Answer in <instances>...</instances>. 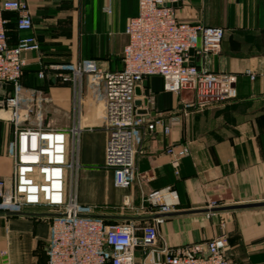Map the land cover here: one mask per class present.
I'll return each mask as SVG.
<instances>
[{
	"label": "crops",
	"instance_id": "0c3cea01",
	"mask_svg": "<svg viewBox=\"0 0 264 264\" xmlns=\"http://www.w3.org/2000/svg\"><path fill=\"white\" fill-rule=\"evenodd\" d=\"M26 1L33 16L31 33L19 32L16 15L5 13L11 46L28 34L40 44V52L24 54L22 107L24 114L32 110L25 125L50 126L69 134L74 128L81 129L75 183L80 204L97 206L95 216L133 217L149 223L155 215L134 211L141 205L142 192L164 191L167 202L176 205L173 213L264 202V0H183L178 7L182 22L225 30L221 51L205 59L196 57L195 64L234 75L238 97L199 110L186 106L193 95L168 93L161 77L149 78L136 99L144 101L148 94L149 105L138 107V113L162 116L171 132L166 135L160 129L144 142L137 157L138 169L154 180L144 183L142 189L136 185L116 187L113 170L106 168L104 83L85 77L81 87L75 88L62 83L59 72L52 68L89 59L107 71H121L129 41L126 28L138 15V0ZM249 70L256 76L254 81L247 74ZM40 72L45 74L43 79ZM28 99L32 106H24ZM174 117L179 121H172ZM5 123L12 141L14 126L1 110L0 178L13 174L9 142L3 137ZM169 146H188L190 150L178 168L166 152ZM126 202L130 209L124 208ZM24 213L32 216L0 215V264H47L54 214L41 207ZM164 218L159 232L172 247L204 244L226 233L230 260L264 264V208Z\"/></svg>",
	"mask_w": 264,
	"mask_h": 264
},
{
	"label": "built area",
	"instance_id": "2783aa9c",
	"mask_svg": "<svg viewBox=\"0 0 264 264\" xmlns=\"http://www.w3.org/2000/svg\"><path fill=\"white\" fill-rule=\"evenodd\" d=\"M183 0H138L139 12L126 28L128 44L123 51V69L110 72L97 61L82 60L52 67L62 83L75 88L85 77L105 85L107 163L114 172L115 186L129 189L150 183L154 177L138 169L137 157L146 139L160 129L168 135L171 127L162 116L151 118L138 113L137 90L149 78L164 80V90L177 96L193 95L186 106L203 110L237 99L236 77L212 72L195 64L221 51L225 30L182 22L177 9ZM111 13L110 8L106 9ZM16 15V29L31 33L33 16L26 0H5L0 6V83L13 85L4 98L8 121L14 126V138L8 145L13 159V174L0 178V211L24 212L46 208L54 215L50 223L47 264H235L226 251L228 235L221 234L206 243L170 246L159 232L165 218L151 222L107 221L94 218L99 208L78 202L74 181L78 178V142L80 128L70 131L26 126L32 110L22 107L21 80L26 62L24 54L40 52L35 36L28 34L11 46L9 20ZM247 74L256 79L253 71ZM44 72L39 73L43 79ZM172 121H179L177 117ZM167 154L174 165L190 155L188 146H169ZM170 191V189H168ZM162 190L142 192V202L134 211L151 215L173 213ZM131 204L126 202L125 209ZM214 213H209V216ZM36 264V263H33Z\"/></svg>",
	"mask_w": 264,
	"mask_h": 264
},
{
	"label": "water",
	"instance_id": "95a60500",
	"mask_svg": "<svg viewBox=\"0 0 264 264\" xmlns=\"http://www.w3.org/2000/svg\"><path fill=\"white\" fill-rule=\"evenodd\" d=\"M14 89L13 85H4L0 83V109L4 107L3 101L4 98L7 96L9 91ZM137 95L140 96V88L137 90ZM148 106L149 105V98L148 94H146L144 101L136 102L137 107H141L142 105ZM264 208V202H257V203H248L242 205H233L227 207H220L215 209H206V210H197V211H187V212H177V213H170L166 215H156L154 218L158 217H168V216H181V215H189V214H197V213H218V212H230V211H238V210H248V209H260ZM0 215L10 216V217H17V216H32V214H27L24 212H3L0 211ZM56 215H53L55 217ZM94 218H99L107 221H139V218L133 217H118V216H94Z\"/></svg>",
	"mask_w": 264,
	"mask_h": 264
},
{
	"label": "rangeland",
	"instance_id": "374dc122",
	"mask_svg": "<svg viewBox=\"0 0 264 264\" xmlns=\"http://www.w3.org/2000/svg\"><path fill=\"white\" fill-rule=\"evenodd\" d=\"M21 85H22V83H21ZM22 100H25V98H23L22 97ZM25 103H24V106H26V104H30L31 105V103H30V100L28 99L27 101H24ZM29 102V103H28ZM41 104V103H40ZM29 106V105H28ZM32 106V105H31ZM8 113V112H7ZM7 120H5V122H6ZM8 124L6 125V123H5V125H4V128H5V132H4V141L5 142H9L10 143V139H11V136H10V132L8 131ZM75 183H76V180L74 181V185H75Z\"/></svg>",
	"mask_w": 264,
	"mask_h": 264
}]
</instances>
